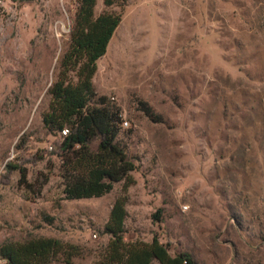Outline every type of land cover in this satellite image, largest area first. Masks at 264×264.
I'll return each instance as SVG.
<instances>
[{"label":"rangeland","instance_id":"rangeland-1","mask_svg":"<svg viewBox=\"0 0 264 264\" xmlns=\"http://www.w3.org/2000/svg\"><path fill=\"white\" fill-rule=\"evenodd\" d=\"M79 1L0 8V247L55 238L82 250L71 264H96L124 184L65 200L61 135L43 122ZM104 2L96 16L122 22L93 82L121 109L119 140L138 167L127 240L157 236L196 264H264V0Z\"/></svg>","mask_w":264,"mask_h":264},{"label":"trees","instance_id":"trees-1","mask_svg":"<svg viewBox=\"0 0 264 264\" xmlns=\"http://www.w3.org/2000/svg\"><path fill=\"white\" fill-rule=\"evenodd\" d=\"M15 1V0H14ZM107 8L117 0H105ZM97 0H80L68 51L60 63L57 80L49 88L51 101L43 122L51 135H61L56 155L61 161L64 199L101 198L123 183L102 235L109 241L96 264H196L187 252L172 255L168 245L155 236L151 242L126 238L128 191L135 184L138 167L119 140L123 116L107 96L98 97L94 78L98 62L107 54L122 15L105 11L96 16ZM148 116L150 109L145 108ZM67 130V135L63 132ZM12 169L17 167L8 166ZM22 183L31 187L21 169ZM161 212L155 218L160 219ZM82 255L75 245L55 238H36L23 243L7 241L0 247L5 264H71ZM251 264V262H248Z\"/></svg>","mask_w":264,"mask_h":264},{"label":"built area","instance_id":"built-area-1","mask_svg":"<svg viewBox=\"0 0 264 264\" xmlns=\"http://www.w3.org/2000/svg\"><path fill=\"white\" fill-rule=\"evenodd\" d=\"M5 2H14V0H0V8L2 7V5L5 3ZM124 126H128V122H124ZM67 135V130H65L63 132V136H66Z\"/></svg>","mask_w":264,"mask_h":264}]
</instances>
